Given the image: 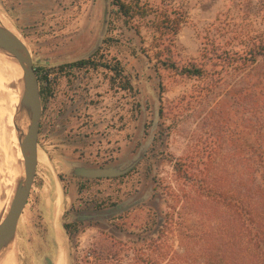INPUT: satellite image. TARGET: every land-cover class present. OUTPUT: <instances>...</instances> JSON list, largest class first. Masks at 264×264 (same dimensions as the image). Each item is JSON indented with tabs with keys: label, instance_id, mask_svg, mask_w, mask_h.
Instances as JSON below:
<instances>
[{
	"label": "rangeland",
	"instance_id": "374dc122",
	"mask_svg": "<svg viewBox=\"0 0 264 264\" xmlns=\"http://www.w3.org/2000/svg\"><path fill=\"white\" fill-rule=\"evenodd\" d=\"M141 2L165 5L161 0ZM167 2L187 13L172 48L180 64L199 62L207 40L239 49L251 38H264V0ZM109 14L110 0H0V23L29 50L42 91L37 163L9 247L12 264H131L130 252L118 263L106 260L109 236L135 240L145 231L148 215L164 210L163 186L176 184L173 159L185 154L201 133L203 98L176 115L169 108L203 81L162 68L153 56V30L137 19L127 23L118 16L109 24ZM88 57L119 65L121 72L103 66L60 68ZM246 72H264V55L256 56ZM126 79L130 86L124 89ZM234 79L226 76L222 89ZM3 92L0 161L9 157L13 162L21 135L18 130L19 138L10 137ZM140 155L122 176L86 179L72 173L75 166L124 168ZM91 202L96 209H82ZM113 207L122 211L72 227L73 216ZM3 257L0 252V264H7Z\"/></svg>",
	"mask_w": 264,
	"mask_h": 264
},
{
	"label": "trees",
	"instance_id": "16d2710c",
	"mask_svg": "<svg viewBox=\"0 0 264 264\" xmlns=\"http://www.w3.org/2000/svg\"><path fill=\"white\" fill-rule=\"evenodd\" d=\"M167 1L160 8L110 0L109 24L114 16L144 23L154 32L153 56L162 68L203 81L169 108L176 115L203 98L201 133L173 159L176 184L163 186L164 210L148 215L135 240L109 236L106 260L118 263L130 252L131 264H264V72H246L264 55V38H251L239 49L207 40L199 62L180 64L172 48L187 13ZM97 66L121 72L94 57L60 68ZM226 76L236 79L222 89ZM129 86L126 79L123 88Z\"/></svg>",
	"mask_w": 264,
	"mask_h": 264
},
{
	"label": "water",
	"instance_id": "95a60500",
	"mask_svg": "<svg viewBox=\"0 0 264 264\" xmlns=\"http://www.w3.org/2000/svg\"><path fill=\"white\" fill-rule=\"evenodd\" d=\"M106 18L107 10L104 12V21ZM0 48L13 55L22 69L23 90L20 101L15 108L13 121L16 122L18 119L24 118L26 126L25 133L22 134L20 141L23 154V177L18 181L8 210L0 221L1 252L11 246L18 220L29 197L37 163V137L42 106L39 80L32 63L31 54L23 41L2 23H0ZM141 157L142 155L124 168L119 166H75L72 168V173L87 179L122 176L130 171L140 161ZM120 211H122L121 208L113 207L110 211L81 213L77 215V219L85 221L110 219Z\"/></svg>",
	"mask_w": 264,
	"mask_h": 264
},
{
	"label": "bare ground",
	"instance_id": "6f19581e",
	"mask_svg": "<svg viewBox=\"0 0 264 264\" xmlns=\"http://www.w3.org/2000/svg\"><path fill=\"white\" fill-rule=\"evenodd\" d=\"M10 85H13L15 88H8ZM0 89L5 92L8 98V111L6 114L8 122H5V124L8 123V126H11L10 137L12 136V140H15V137L19 135L17 134L18 130L21 136L26 130L24 118H20L16 122L13 121V111L20 101L23 90V72L15 57L2 48H0ZM5 107L4 102L0 101V108L5 109ZM22 165L23 154L20 147L13 162L9 161V157L0 161V221L8 210L18 181L23 177ZM1 253L2 256L4 254L3 258L5 262H8L7 264L13 263V249L8 247L5 250L3 249Z\"/></svg>",
	"mask_w": 264,
	"mask_h": 264
},
{
	"label": "flooded vegetation",
	"instance_id": "af4514ba",
	"mask_svg": "<svg viewBox=\"0 0 264 264\" xmlns=\"http://www.w3.org/2000/svg\"><path fill=\"white\" fill-rule=\"evenodd\" d=\"M39 76L41 77V75H39ZM44 89H45V88H43V93H44ZM40 97H41V96H40ZM86 179H87V178H86ZM99 179H100V178H99ZM87 208H90L91 210H92V209H96V207H95V203H94V202H91V203H88V204L82 206V209H87ZM72 221H73V222H76V225L73 223V226H72L74 229L77 228V227H79V226L81 225V222H84V221H82V220H78L75 216H73Z\"/></svg>",
	"mask_w": 264,
	"mask_h": 264
}]
</instances>
